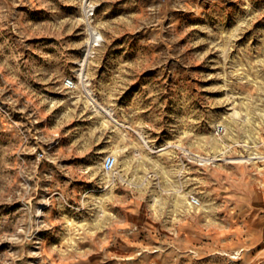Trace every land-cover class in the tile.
<instances>
[{"label": "rangeland", "instance_id": "rangeland-1", "mask_svg": "<svg viewBox=\"0 0 264 264\" xmlns=\"http://www.w3.org/2000/svg\"><path fill=\"white\" fill-rule=\"evenodd\" d=\"M0 264H264V0H0Z\"/></svg>", "mask_w": 264, "mask_h": 264}, {"label": "bare ground", "instance_id": "bare-ground-1", "mask_svg": "<svg viewBox=\"0 0 264 264\" xmlns=\"http://www.w3.org/2000/svg\"><path fill=\"white\" fill-rule=\"evenodd\" d=\"M72 87H76L75 85H73L72 84ZM86 102V101H85ZM121 138L122 139H124L125 138V135H122L121 136ZM209 144L210 145H212V146H215V145H217L218 144V141L217 140H215V139H210L209 140ZM132 146L133 147H135V148H139V147H141V145L139 144V143H137V142H132ZM108 153H110L111 155H113L114 157H116L117 156V150L116 149H111V150H109L108 151ZM149 157V156H148ZM145 158V157H144ZM143 158V159H144ZM138 160V159H137ZM148 160V159H147ZM151 160V159H150ZM139 161V160H138ZM163 177L165 178V183H167L168 185H170L171 184V179L168 177V174L167 173H164L163 174ZM163 180V179H162ZM183 197H185V195H183ZM158 200V199H157ZM101 203V200L100 199H98L97 201H96V204H100ZM176 204H174V206H175ZM99 206V205H98Z\"/></svg>", "mask_w": 264, "mask_h": 264}, {"label": "built area", "instance_id": "built-area-1", "mask_svg": "<svg viewBox=\"0 0 264 264\" xmlns=\"http://www.w3.org/2000/svg\"><path fill=\"white\" fill-rule=\"evenodd\" d=\"M66 87H72V83L70 81L65 82ZM113 165V159L111 157H108L104 161L103 169L104 170H109Z\"/></svg>", "mask_w": 264, "mask_h": 264}]
</instances>
